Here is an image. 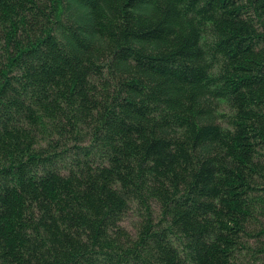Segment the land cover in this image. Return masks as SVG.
<instances>
[{"label": "trees", "instance_id": "trees-1", "mask_svg": "<svg viewBox=\"0 0 264 264\" xmlns=\"http://www.w3.org/2000/svg\"><path fill=\"white\" fill-rule=\"evenodd\" d=\"M0 264H264V0H0Z\"/></svg>", "mask_w": 264, "mask_h": 264}, {"label": "rangeland", "instance_id": "rangeland-1", "mask_svg": "<svg viewBox=\"0 0 264 264\" xmlns=\"http://www.w3.org/2000/svg\"><path fill=\"white\" fill-rule=\"evenodd\" d=\"M125 224L128 225L127 222H125Z\"/></svg>", "mask_w": 264, "mask_h": 264}]
</instances>
